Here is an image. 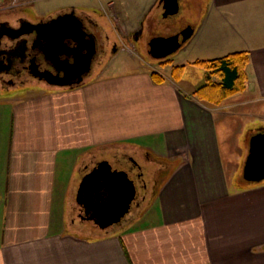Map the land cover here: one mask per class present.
Segmentation results:
<instances>
[{
  "label": "crops",
  "instance_id": "obj_1",
  "mask_svg": "<svg viewBox=\"0 0 264 264\" xmlns=\"http://www.w3.org/2000/svg\"><path fill=\"white\" fill-rule=\"evenodd\" d=\"M183 1L201 24L190 23L203 60L152 56L173 20L157 0L110 3L122 18L111 34L124 38L96 80L0 96V264H264V180L243 176L250 139L264 130V0ZM125 48L148 52L162 78L110 76ZM238 52L249 56L247 88L219 106L194 95L206 77L185 93L163 74ZM97 147L123 156V168L147 155L158 180L140 216L105 231L76 203Z\"/></svg>",
  "mask_w": 264,
  "mask_h": 264
},
{
  "label": "water",
  "instance_id": "obj_2",
  "mask_svg": "<svg viewBox=\"0 0 264 264\" xmlns=\"http://www.w3.org/2000/svg\"><path fill=\"white\" fill-rule=\"evenodd\" d=\"M161 2L165 18L179 13V0ZM37 33L46 40V59L56 71L64 72V76L56 81L47 80L49 84L61 87L82 84L97 52L96 37L84 30L83 21L75 13L59 15L37 26ZM194 33L195 28L189 26L180 35L169 38L156 37L150 43V53L157 59L169 57L180 50ZM68 42L74 43V46H69ZM63 55L74 58L73 63L66 62V65L62 66ZM243 176L248 182L264 180V130L250 139ZM136 194V184L129 172L114 169L110 161L102 160L82 177L76 203L81 208L83 214L80 216L83 220L92 221L105 231L122 225L130 214Z\"/></svg>",
  "mask_w": 264,
  "mask_h": 264
},
{
  "label": "flooded vegetation",
  "instance_id": "obj_3",
  "mask_svg": "<svg viewBox=\"0 0 264 264\" xmlns=\"http://www.w3.org/2000/svg\"><path fill=\"white\" fill-rule=\"evenodd\" d=\"M157 3L163 6L161 0H157ZM12 6L15 7L17 5ZM23 7L31 8L28 6ZM7 8L8 7H2L0 9V16L4 15ZM10 9L11 11H16L17 8ZM85 11L86 9L66 6L56 11L53 15L49 14L42 17H37L38 15L34 14L32 10L28 14L18 16L13 20L3 17V19L0 18V96H10L17 92H23L31 87H40L42 85L49 86L50 84L47 80L51 79L52 81H56L64 76L63 71H56L46 59V40L37 33V26L45 24L59 15L75 13V15L83 21L84 30L87 33H92L96 37L97 52L92 60L89 72L84 75V80L93 74L98 60L102 58V61H104L103 58H105V55L112 54L102 67L109 64V62L113 60L114 54H116L117 51L119 52L118 44L113 42L111 48H108L107 42L104 46L101 45L93 30V27L97 24L95 20H92L89 13L87 11L85 13ZM96 12L98 13V11ZM170 22V32L160 35V37L169 38L178 34L180 35L182 31L191 26L188 24L178 28L176 21L171 20ZM138 35L139 32H135L134 36L136 38ZM108 37L106 34V39H108ZM188 41L186 43H188ZM186 43H184L182 47ZM68 45L74 46V43L68 42ZM61 61L64 63L62 66H65L66 62L73 63L74 58L63 55ZM102 61L100 64H103ZM117 169L127 170L136 184V199L133 202L130 214L124 219V221H128L140 216L143 211L142 207L148 205L150 199L155 195V189H157L158 185L157 174L155 172L156 169L152 170L151 168L147 169V167H145L144 170L139 163L135 162H130V165H127L125 168L119 165ZM149 183L152 187V194L150 195L148 191ZM82 214L81 212L79 213V215Z\"/></svg>",
  "mask_w": 264,
  "mask_h": 264
},
{
  "label": "rangeland",
  "instance_id": "obj_4",
  "mask_svg": "<svg viewBox=\"0 0 264 264\" xmlns=\"http://www.w3.org/2000/svg\"><path fill=\"white\" fill-rule=\"evenodd\" d=\"M148 0H24V1H16L15 3L5 2L1 3L0 1V9L3 7H8L3 16H0L1 19H10L13 20L14 18H17L21 15H26L30 11H34L33 13L38 15L37 17H42L44 15H53L56 13V11L61 10V8L66 6H74L78 9H86V11L91 16L92 20H95L96 26L93 27V30L95 34L97 35L101 45H105L107 42L108 48L112 47V44L114 42V38L118 40H122L124 38L123 33L120 32H113L112 36L111 31L114 27L118 29H121V13L117 12L116 10L113 11L111 8L110 3H115L117 6L123 4L125 7L126 5H133V9L137 8L139 5L144 4ZM12 5H17L13 7ZM23 6H28L31 8H26ZM10 8H17L16 11H11ZM111 8V9H110ZM112 10V11H111ZM85 11V13H86ZM98 11V13L96 12ZM104 14V15H101ZM3 17V18H2ZM174 21H176L178 28L188 25L191 22H193L189 16L188 13H186L184 1L181 0V9L179 13L175 16L171 17ZM112 23V24H111ZM195 25H201L199 21L193 22ZM115 28V30H116ZM110 32V33H109ZM158 30L152 32V37L148 36L145 37L144 45L146 46L151 38L158 35ZM106 34L108 39H106ZM202 37L198 36L195 37V39H191L186 43L182 48H180L179 51L171 55V59H173V62L177 61H183L185 64L188 63V61H192L195 59H204V58H198L201 57V48H199V44H201ZM146 49V48H145ZM110 55L107 54L103 58L104 61H102V58L98 60V62L95 65V70L93 74L86 78V82H91L97 79V77L100 75V72L104 69L102 67L104 63L110 58ZM115 55V54H114ZM103 62V64H100V62ZM158 70L160 68V65H158L157 60H155L148 52L145 50H141L136 48L134 52H131L128 49H124L120 52L117 59L114 61L113 66L110 68V71L107 73L110 74V76H125L127 74L133 73L135 71L142 70V71H149L150 73L155 72V70ZM166 71L163 72L164 75H166L169 79H172L174 82L177 83L178 88L181 92L185 93H193L196 89L197 85L199 83H202L205 81V77L207 74V71L205 68H202L200 66H191L190 64L187 65L186 70L183 72L182 69H176L175 73H171V69L169 67H166ZM103 75V74H102ZM102 78L108 77L106 74L104 76H101ZM43 86L40 87H31L29 89H26L23 92H17L16 94L10 95L11 96H25L29 94L31 91L36 92L35 90H40ZM63 88V87H61ZM30 91V92H29ZM245 109V107H243ZM249 110V108H246ZM113 147V146H112ZM116 150L120 151V146H114L113 147ZM113 149V150H114ZM111 148L105 149L103 147H97L95 152L97 154H94L95 158L93 161H95V164L102 161V160H108L112 164L114 169L119 168V165L127 164V162H124V157H120L118 159H114L111 155L106 154L110 153ZM94 152V153H95ZM106 152V153H105ZM122 152V151H121ZM117 156V155H116ZM118 157V156H117ZM137 161L140 163V165L145 170V167L148 164L149 158L147 155L141 153L136 155ZM127 161V159H126ZM123 163V164H122ZM148 169V168H147ZM156 190V189H155ZM154 190V191H155ZM149 195L152 194V187L149 183ZM147 205H144L142 207V210L145 209ZM144 208V209H143ZM138 215V214H137ZM79 220V218H77ZM89 223V222H87Z\"/></svg>",
  "mask_w": 264,
  "mask_h": 264
},
{
  "label": "trees",
  "instance_id": "obj_5",
  "mask_svg": "<svg viewBox=\"0 0 264 264\" xmlns=\"http://www.w3.org/2000/svg\"><path fill=\"white\" fill-rule=\"evenodd\" d=\"M196 64L205 68L207 74L206 85L196 90L194 95L210 105L219 106L227 98L247 88L249 56L246 52L232 53ZM152 75L155 79L162 78L158 73Z\"/></svg>",
  "mask_w": 264,
  "mask_h": 264
},
{
  "label": "built area",
  "instance_id": "obj_6",
  "mask_svg": "<svg viewBox=\"0 0 264 264\" xmlns=\"http://www.w3.org/2000/svg\"><path fill=\"white\" fill-rule=\"evenodd\" d=\"M1 3H5V2H10V3H15L16 1H24V0H0Z\"/></svg>",
  "mask_w": 264,
  "mask_h": 264
}]
</instances>
